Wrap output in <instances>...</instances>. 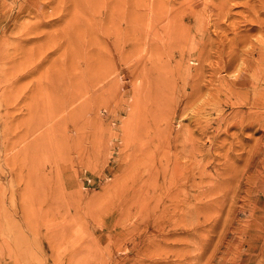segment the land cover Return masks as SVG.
<instances>
[{
	"label": "rangeland",
	"instance_id": "1",
	"mask_svg": "<svg viewBox=\"0 0 264 264\" xmlns=\"http://www.w3.org/2000/svg\"><path fill=\"white\" fill-rule=\"evenodd\" d=\"M0 264H264V0H0Z\"/></svg>",
	"mask_w": 264,
	"mask_h": 264
}]
</instances>
